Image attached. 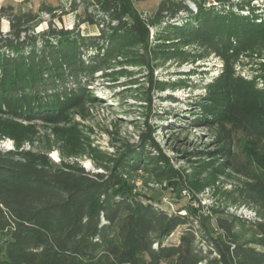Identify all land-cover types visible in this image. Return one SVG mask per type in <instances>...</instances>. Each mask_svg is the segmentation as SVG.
Wrapping results in <instances>:
<instances>
[{
  "label": "trees",
  "instance_id": "trees-1",
  "mask_svg": "<svg viewBox=\"0 0 264 264\" xmlns=\"http://www.w3.org/2000/svg\"><path fill=\"white\" fill-rule=\"evenodd\" d=\"M193 1L195 9L184 0H162L146 21L133 0H72L73 11L83 4L87 14L94 7L99 16L79 19L72 29L51 24L38 33L39 13L1 6L0 126L14 117L57 126L70 121L74 108L93 100L89 89L96 74L117 58L127 72L129 66L153 70V61L214 53L229 75L210 85L202 117L218 125L235 119L264 140V111L253 115L243 105L232 70L241 51L264 40V6L253 0ZM42 10L57 17L54 7ZM4 18L10 23L7 33L1 28ZM86 22L96 24L99 34H83L79 26ZM150 26L163 31L156 43ZM174 36L180 42L162 39ZM190 44L205 53L193 56L184 50ZM151 84L163 91L183 83L151 79ZM146 99L152 102L151 96ZM152 132L148 126L137 145L111 154L101 172H90L77 160L56 163L46 153L0 150V264H264V156L238 165L225 129L221 145L209 152L224 156L211 165L213 172L232 169L247 179L240 192L255 211L262 236L238 241L236 217L218 216L212 230L196 214H170L134 192L128 178L140 172L160 182L199 183V165L184 173L175 169ZM180 226L186 228L179 241L166 244Z\"/></svg>",
  "mask_w": 264,
  "mask_h": 264
},
{
  "label": "rangeland",
  "instance_id": "rangeland-1",
  "mask_svg": "<svg viewBox=\"0 0 264 264\" xmlns=\"http://www.w3.org/2000/svg\"><path fill=\"white\" fill-rule=\"evenodd\" d=\"M72 0H0L1 6H13V12L33 11L39 13L42 22L35 32L48 29L51 24L58 28L72 29L79 19L98 12L91 7L88 14L80 4L72 10ZM136 8L146 21H151L162 0H133ZM196 8L193 0H184ZM209 4H216L207 0ZM255 6H264V0H253ZM46 7L56 8L57 17L43 11ZM248 13V12H247ZM181 14V13H180ZM184 14H181L183 16ZM2 31L10 30L7 18L2 19ZM80 31L87 35L99 34L96 24L84 23ZM163 31L150 26V40L156 43ZM166 43L180 42L178 36L162 38ZM169 45V44H168ZM193 56L205 53L198 44L184 47ZM199 51V52H198ZM191 57V56H190ZM120 58L113 61L104 71L113 73L106 76L102 71L90 86L93 100L84 101L70 114L72 119L61 125L44 120L27 121L14 117L0 126V150H32L46 153L56 163L63 158L77 160L90 172L104 171L103 166L111 154L123 150L124 146L137 145L142 134L152 135L160 145L171 164L181 173L192 171L193 166L201 171L199 183L188 180L157 181L144 172L129 177L134 192L144 201L154 203L170 214H196L212 229L216 230V219L222 216L234 219V238L238 241H253L262 236L256 226L257 216L245 202L240 189L247 180L236 170L225 173L213 172L212 166L223 161V155L216 152L221 144L219 133L224 129L232 136L231 149L238 165H244L255 155L264 156V140L250 134L242 124L228 120L222 125L204 120L202 102L207 100L210 85L229 75L224 59L217 54H204L201 58L177 57L153 61L150 67L129 66L123 70ZM233 79L243 105L253 115L264 111V40H257L251 49L243 50L232 66ZM152 74V75H151ZM151 79L182 84L163 91L152 87ZM151 96L152 102H147ZM223 127V128H222ZM212 159V160H211ZM213 161L207 167L202 163ZM186 226H180L166 244L177 243Z\"/></svg>",
  "mask_w": 264,
  "mask_h": 264
}]
</instances>
